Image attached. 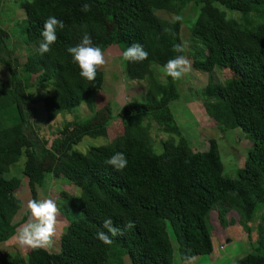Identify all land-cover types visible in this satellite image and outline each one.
I'll return each instance as SVG.
<instances>
[{
  "label": "trees",
  "instance_id": "obj_1",
  "mask_svg": "<svg viewBox=\"0 0 264 264\" xmlns=\"http://www.w3.org/2000/svg\"><path fill=\"white\" fill-rule=\"evenodd\" d=\"M84 3L91 5L90 11H81ZM17 6L25 14L18 47L29 45L32 51L21 64L12 58L15 45L10 46L9 32L2 26L6 20L0 2V66L7 71V79L0 81V244L27 220L24 212L14 223L21 206L15 196L21 180L11 169L22 156L21 175L32 199L48 179L58 178L67 179L80 195H62L66 210L78 216L65 227L57 252H0V264H122L124 257L131 264H173L167 228L184 262L188 256L212 253L211 212L221 228L238 224L251 238L254 211L259 204L264 207V0H30ZM157 7L172 10V17L156 14ZM187 9L195 14L193 22L183 18ZM226 10L241 17L229 18ZM175 15L183 19L173 22ZM49 16L65 27L57 30L50 52L40 54V32ZM182 21L188 24L192 43L200 44L199 50L191 44L193 71L209 73L220 67L233 73L226 85L210 83L199 96L221 133L240 129L251 141L233 179L223 175L215 141L207 151L192 150L169 107L179 99L175 80L165 76L163 82L153 70L178 55L173 45L182 43ZM85 33L103 51L111 45L122 52L134 43L143 46L147 59L124 61V67L127 79L146 81L145 100L128 103L116 114L106 103L89 117H74L48 143L34 134L29 122L31 88L48 91L43 102L49 118L70 115L95 98L102 73L97 70L96 79L88 81L67 53ZM118 119L122 133L108 144L84 152L76 148L84 138L106 137L109 125ZM149 121L166 137L159 152L152 147ZM116 152L127 158L122 170L105 164ZM106 218L122 230L129 221L135 227L104 244L96 234L106 231ZM257 231L252 253L234 264H264V209Z\"/></svg>",
  "mask_w": 264,
  "mask_h": 264
},
{
  "label": "rangeland",
  "instance_id": "obj_2",
  "mask_svg": "<svg viewBox=\"0 0 264 264\" xmlns=\"http://www.w3.org/2000/svg\"><path fill=\"white\" fill-rule=\"evenodd\" d=\"M21 1L30 0H0L1 9L4 12L6 21L2 24L3 28L9 32L10 46L15 45V50L12 54L18 64H21L27 55L32 51L29 45H20L19 41V29L20 22L24 19V11L17 6ZM220 8L223 7L218 3ZM156 14L161 16L172 17L173 11L170 9L154 8ZM227 17L232 19H238L241 17L239 12L226 10ZM195 15V14H194ZM193 12L190 9L184 10V20H194ZM9 18V19H8ZM8 19V20H7ZM182 21L180 28V38L182 43L188 42V47L184 52L186 58L191 62L190 52L192 50V39L189 34V27L187 22ZM197 50L200 48V44L195 42ZM105 59L107 63L98 70L103 75V82L100 89L97 90L95 98L90 103H82L79 108L73 110L72 114L64 117L49 118L45 109L43 99L46 98L48 91L42 90L38 87L31 88V104L30 108L32 115L29 119L32 131L38 136V138L46 139L50 143L57 137V131L62 127L65 121H71L74 117H89L93 111L99 109L106 103H109L112 107L113 114H116L123 106L132 102H143L145 100V92L147 88L146 81L129 80L125 75L124 60L122 58V50L118 45H111L104 51ZM156 73H158L159 79L166 82L165 75L162 73V68L154 67ZM232 72L227 68L215 67L209 73H202L193 71L188 77L180 80H175L179 99L175 102H171L169 107L179 128L181 134L189 143L193 151H207L211 141H215L218 145L220 159L223 165V175L227 178H235L237 170L241 168L245 162V158L248 150L251 147L250 139L241 132L240 129L229 130L225 133H221L212 120L204 112L200 103V92L208 84L213 83L216 85H226L231 77ZM7 79V71L4 67L0 66V81ZM96 92V91H95ZM150 136L152 139V147L156 152L161 151V142L166 138L165 135L159 131V127L151 122ZM146 123V122H145ZM122 133V122L114 121L107 129V135L103 138L90 139L84 138L82 142L77 145L79 151H85L90 146H100L108 144L113 138ZM25 158L22 156L16 164L12 166L11 174L20 178L21 185L15 192V196L20 200V210L15 216L14 223L19 222L23 213L25 212L24 205L27 200L32 199L29 189L27 187V179L21 175ZM63 193L72 197H79L80 190L74 187L67 179H48L44 188L38 190L37 199L51 198L55 200L58 205L59 213L57 216L56 234L53 237L54 243L50 249H46L49 252H56L59 249V240L64 232L65 227L71 221L76 219V214L68 212ZM62 196V197H61ZM263 205L259 204L253 215L251 221L252 232L251 238L248 239L243 229L238 225L229 226L223 229L218 224L217 218L214 212L210 214V225L212 227V246L213 254L216 259L225 256L227 252L232 250V256L224 264H234L239 258L252 253L253 248L258 238L257 225L260 221ZM76 215V216H75ZM236 217L235 215H232ZM22 225V224H21ZM19 227V226H18ZM17 227V228H18ZM17 230V229H16ZM168 236L171 241L173 249V264L183 263L180 260L177 243L170 228H167ZM15 236V235H14ZM9 238L6 242L0 244V252L7 255H19L25 256L30 249L19 248L13 237ZM231 241V242H227ZM219 246L223 247L219 249ZM219 250H225L220 252ZM202 257H194L193 263L198 261ZM225 261L228 259L225 256ZM220 260V259H219ZM122 264H131L127 257L122 258Z\"/></svg>",
  "mask_w": 264,
  "mask_h": 264
},
{
  "label": "clouds",
  "instance_id": "obj_3",
  "mask_svg": "<svg viewBox=\"0 0 264 264\" xmlns=\"http://www.w3.org/2000/svg\"><path fill=\"white\" fill-rule=\"evenodd\" d=\"M90 10L91 5L89 3H84L81 7L82 12ZM182 19L180 15H175L172 21L176 22ZM64 27V22L55 16H49L43 22L40 32L42 39L38 44L40 54L50 52L51 45L57 40V30H62ZM167 31L171 33V29ZM187 47V41L173 45V51L178 55L169 59L162 66V73L166 77L180 80L188 77L193 72L191 62L182 54L186 51ZM67 53L70 54L73 63L78 66L80 70L79 75L88 81L95 80L97 70L107 63L103 50L99 46L93 45L91 37L87 33L83 35L78 44L67 47ZM147 57L148 53L139 43L130 45L122 52V58L127 62H141L146 60ZM127 163V158L122 152H116L105 160L106 165L116 170L124 169ZM24 207L27 220L17 228L13 237L15 244L22 249H50L53 246V237L56 234L57 216L59 213L57 203L51 198L29 199ZM133 227H135V223L129 221L124 225V229L122 230L118 226H113L112 218H106L102 223V229L106 231H98L96 239L104 244H111V237L122 236L124 230H130ZM193 259L190 256L185 257L183 264H193Z\"/></svg>",
  "mask_w": 264,
  "mask_h": 264
},
{
  "label": "crops",
  "instance_id": "obj_4",
  "mask_svg": "<svg viewBox=\"0 0 264 264\" xmlns=\"http://www.w3.org/2000/svg\"><path fill=\"white\" fill-rule=\"evenodd\" d=\"M228 243L231 242V241H227ZM222 247V246H221ZM223 248V247H222ZM219 249H220V246H219ZM59 250V249H58ZM220 252H223L225 250H219ZM57 252V251H56ZM213 252V251H212ZM225 256H227V260L225 261V256H220L221 258H218L216 259L214 254L211 253L210 255H207L206 258H199L198 261H196L195 263L193 264H224V263H227V261L230 259V257L233 255L232 254V250H230L229 252H227L226 254H224ZM199 257H202V256H199ZM220 259V260H219ZM179 264H183V263H180Z\"/></svg>",
  "mask_w": 264,
  "mask_h": 264
},
{
  "label": "built area",
  "instance_id": "obj_5",
  "mask_svg": "<svg viewBox=\"0 0 264 264\" xmlns=\"http://www.w3.org/2000/svg\"><path fill=\"white\" fill-rule=\"evenodd\" d=\"M220 248H222V247H220Z\"/></svg>",
  "mask_w": 264,
  "mask_h": 264
}]
</instances>
